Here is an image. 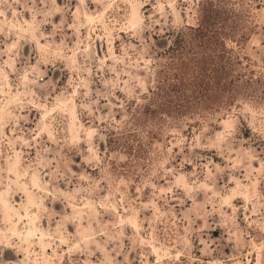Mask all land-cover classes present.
<instances>
[{
    "label": "rangeland",
    "instance_id": "1",
    "mask_svg": "<svg viewBox=\"0 0 264 264\" xmlns=\"http://www.w3.org/2000/svg\"><path fill=\"white\" fill-rule=\"evenodd\" d=\"M0 264H264V0H0Z\"/></svg>",
    "mask_w": 264,
    "mask_h": 264
}]
</instances>
